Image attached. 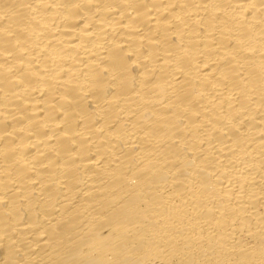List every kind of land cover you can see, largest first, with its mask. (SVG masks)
Returning <instances> with one entry per match:
<instances>
[{"label":"bare ground","instance_id":"1","mask_svg":"<svg viewBox=\"0 0 264 264\" xmlns=\"http://www.w3.org/2000/svg\"><path fill=\"white\" fill-rule=\"evenodd\" d=\"M0 264H264V0H0Z\"/></svg>","mask_w":264,"mask_h":264}]
</instances>
